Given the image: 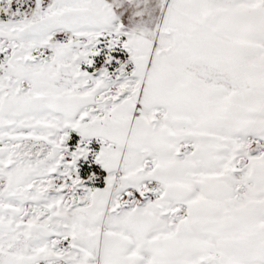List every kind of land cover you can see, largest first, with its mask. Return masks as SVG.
Returning <instances> with one entry per match:
<instances>
[{
  "label": "snow or ice",
  "instance_id": "snow-or-ice-1",
  "mask_svg": "<svg viewBox=\"0 0 264 264\" xmlns=\"http://www.w3.org/2000/svg\"><path fill=\"white\" fill-rule=\"evenodd\" d=\"M0 264H264V0H0Z\"/></svg>",
  "mask_w": 264,
  "mask_h": 264
}]
</instances>
